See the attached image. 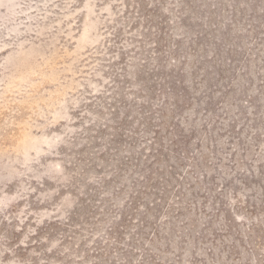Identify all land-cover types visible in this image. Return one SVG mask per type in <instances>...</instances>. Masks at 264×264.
<instances>
[{
    "label": "rangeland",
    "instance_id": "rangeland-1",
    "mask_svg": "<svg viewBox=\"0 0 264 264\" xmlns=\"http://www.w3.org/2000/svg\"><path fill=\"white\" fill-rule=\"evenodd\" d=\"M0 264H264V0H0Z\"/></svg>",
    "mask_w": 264,
    "mask_h": 264
}]
</instances>
